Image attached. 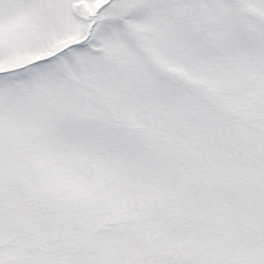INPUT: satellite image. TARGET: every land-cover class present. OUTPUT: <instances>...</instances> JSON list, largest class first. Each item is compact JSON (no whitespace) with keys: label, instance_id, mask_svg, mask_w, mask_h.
I'll return each instance as SVG.
<instances>
[{"label":"snow or ice","instance_id":"1","mask_svg":"<svg viewBox=\"0 0 264 264\" xmlns=\"http://www.w3.org/2000/svg\"><path fill=\"white\" fill-rule=\"evenodd\" d=\"M0 264H264V0H0Z\"/></svg>","mask_w":264,"mask_h":264}]
</instances>
